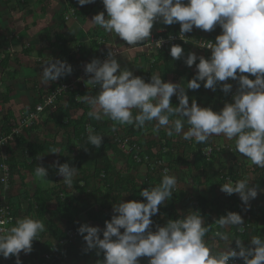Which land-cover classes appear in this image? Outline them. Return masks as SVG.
<instances>
[{
    "label": "clouds",
    "instance_id": "obj_1",
    "mask_svg": "<svg viewBox=\"0 0 264 264\" xmlns=\"http://www.w3.org/2000/svg\"><path fill=\"white\" fill-rule=\"evenodd\" d=\"M78 3L84 6L95 0H78ZM102 3L107 17L100 12L91 21L128 45L150 41L158 20L164 25L179 23L182 40L194 27L208 32L219 24L222 34L216 37L215 43L209 42L206 46L211 49L210 59L198 58L194 52L187 54L186 65H195L197 71L186 85L165 82L160 75H152L151 81L145 82L132 71L122 70L111 51L103 62L93 59L85 66V72L92 74L87 82L98 85L99 94L78 97L91 107L88 116L95 120L107 117L137 128L155 120L154 132L171 124L167 127L168 136L183 133L184 140L194 138L197 143H206L210 137L223 134L228 140L235 139L236 151L252 164L264 168V0H102ZM156 43L159 47L162 44L161 41ZM170 55L179 60L184 57V49L173 45ZM238 71L251 74L255 79L238 75ZM72 72L73 67L67 61L51 59L43 65L42 79L48 84ZM229 78L238 80L239 87L233 102L226 103L219 112L200 107L194 99L189 104L186 89L198 90L203 82L205 89L216 91L217 85ZM231 89V84L223 83L225 93ZM174 94L179 100L176 107L171 103ZM133 109L138 110L135 115ZM173 115L179 118L170 121ZM185 123L190 126L188 131H183ZM87 141L99 148L103 136L94 135L89 129ZM51 152L59 153V149ZM53 167H58L63 182L71 187L78 169L67 163L61 165L59 161L54 162ZM4 170L7 171L6 166ZM167 172L165 169L159 185L140 193L146 202L133 200L114 205L116 215L105 222L103 230L87 223L81 225L78 232L86 242L85 251L103 252L104 260L100 264H140L138 258L141 257H148V264H230L236 257L243 258L244 264H264V239L259 236L251 238V245L255 247H245L243 241L236 239L238 251L230 245L227 251H212L204 239L209 227L195 211L183 219L170 220L166 226H157L153 232L151 217L172 197L177 185L176 177ZM47 174L45 167H36L37 176L45 178ZM6 182V176L0 180L5 185ZM221 191L228 195L239 193L244 205L249 207L250 200L258 196L257 188L250 187L246 180L235 185L225 183ZM218 223L221 228L236 225L243 231L244 220L236 212H228ZM44 231L43 221L28 217L18 219L6 232L0 228V256L8 259L14 255L16 264H22L21 251L30 253L33 241ZM218 235L222 240H229L224 232Z\"/></svg>",
    "mask_w": 264,
    "mask_h": 264
},
{
    "label": "rangeland",
    "instance_id": "obj_2",
    "mask_svg": "<svg viewBox=\"0 0 264 264\" xmlns=\"http://www.w3.org/2000/svg\"><path fill=\"white\" fill-rule=\"evenodd\" d=\"M71 1L73 2L72 5L75 6V10L77 12L80 11L83 13L82 15L79 16L78 14L77 16L74 13V9L71 8ZM16 9H22V11H25L24 20L26 21H29L30 15L33 17L30 25H32L33 22H36V20L41 22V18L39 19L37 16L39 13H42L44 9H46L47 14H42L46 15L47 19L52 21L51 29L48 28L43 32L42 30L39 32V30L29 28L28 25L25 26L24 24H21L20 29L15 30V34L13 31H5V28L11 25L10 18H12L11 16L14 14ZM100 12H104L105 16L107 17V12L102 0H95V3L84 6H81L78 3V0H54L53 2L51 0L49 4L47 0H0V42L3 40L10 41L9 45L6 47L10 48L11 51L12 48H15L13 49L14 52H7L5 48H0V93L4 98L0 100V134L2 132L1 128L3 125L2 121L4 116L7 114L9 115V112H11L12 118L10 125H16V127L13 129H18V136L24 135L27 141H30L31 138H33L41 143H44L46 146V151L39 158L36 164V167L43 166L47 169L48 174L45 178L37 176L36 169L33 173L26 171V169L23 167L16 168L14 173L11 174L15 180V185L10 194V198L12 203L15 205L14 213H16V221L18 219L25 218H20L21 216L19 217V210L23 214L25 211L29 210V204L34 203V195L35 192L38 191L44 194V197L47 201L46 206L48 207L49 211L47 218L43 217V215H41V213L37 210L30 211L27 216L28 218L43 221L45 224V231L40 233L37 239H35L33 250L30 253L25 254L22 252L24 260L26 258V264H100V262L104 260L103 252L97 254L99 251L98 249L85 251L87 247L86 242L84 241L83 237L81 238L79 235H77V240L74 239L77 246L73 248L72 254L57 256L56 253L53 254L50 261L42 263V259L45 257V254L49 253L46 251V248L42 243L47 240L52 242V240L49 239L52 237L51 233L55 228H59L61 231L65 230L66 228L65 223H63L59 217V214L57 213L55 195L60 194L66 199H69L70 196H74L78 200L77 205L80 209L79 218L82 222L81 225L87 223L89 226L99 227L97 219L106 220L109 215H116L113 210L114 207L110 208L108 211L102 207L107 187L103 181L97 179L94 176L96 174V168L103 169V167L106 165H110L111 167L109 168V171L111 179H116L121 176L124 185H127L129 189L140 187L142 183L147 180L148 166L153 168L156 174L161 178L164 175L165 169L168 170V175H173L176 177L177 185L173 190L172 197L160 205L159 212L153 216V224L150 226L153 232L157 230V226L163 227L167 225V223L170 221V214L173 209H176L179 215H183V217L189 215L190 212L193 211L194 208L191 204V201L189 202L186 200L185 196L188 195L189 199L191 198L195 202L194 206L199 207L196 199L200 194H205L207 192L206 186L198 185L199 182L196 181V175H198L197 172L195 170L189 171L188 167L184 164V159L188 157V154H183L184 151H182L178 145H175L173 150H169L167 148L163 149V147L159 145V147H156L155 153H159L160 148H162L163 154L172 153V156L164 155L161 160L158 158L150 160L146 157L144 162H142V165L138 166L137 168L134 166L128 167L127 159L124 156H117L111 150L109 145H105L96 156L85 158L84 166L85 169L89 171L91 176L86 179V183H80L81 186L85 187L86 191L83 193L78 192L73 185V182L71 187L65 185L63 182L64 178L58 174V167H53V163L58 161V155L62 151L61 148L64 143L61 144L58 142L57 130L54 123L51 121V118H46V125H41L37 129L31 127L30 129H23L22 127L18 126V118L23 116L26 111H29L30 106L35 100L36 93L34 89L40 87L50 88L52 83H57L58 80H65L69 83L72 82V73L70 75L61 77L55 82H49L48 84H45L42 79L43 65L46 62L50 61L51 59L53 61L56 59L63 60L58 50L47 51V49L50 47L49 44L51 42L53 43L57 37L54 31H56L55 28L57 23L60 22V14L64 16L65 22L69 21V23H76L75 26L78 29V33L75 32L77 33L75 35L77 40L71 43V45L68 47V52L76 60L81 62L83 65V71L85 70V66L90 63L95 56L100 55L101 52L107 49L109 52H113L115 56L114 58L120 64L122 70H130L133 72L134 76H138L136 58L140 56V64L145 70V73L148 75V71H151L152 58L149 56L150 52H148L150 47L146 48L144 45H133L132 47H128L127 42L120 39L114 33L105 32L102 28L95 25L91 21L92 18ZM67 17L69 18L67 19ZM167 26L169 25H164L158 20L154 24L152 33H155L156 36H158L157 34L161 33L162 30L164 31ZM28 28L29 30H32L25 32L23 39V37H21V31H24V29L27 30ZM68 29L70 28L68 27ZM187 34L189 37V43L191 45L189 47V52L196 53L197 57L199 58L202 53L200 48L197 46L198 43L212 40L213 36L222 34V29L219 24L215 26L214 30L208 32L194 27L193 30ZM68 36L69 35L67 34L66 37ZM70 38L71 36H69V39ZM94 41L98 42L100 46L96 47L93 43ZM20 42L22 43L20 46H15L16 43L20 44ZM40 47L47 51L44 53L43 50L44 55L43 53L42 55L38 54L37 50H39ZM115 50L116 54L114 53ZM9 55H12V57ZM4 59H7V64L4 63ZM185 69L188 71L196 70V66L193 65L192 67H188L186 65ZM159 75L162 78L165 77L162 70ZM172 83L186 85L187 78L184 76L177 81H173ZM86 85H89V82L86 81ZM219 89L220 88H216V91ZM216 91L211 90L210 92L214 93ZM15 93L16 95H20L21 100H19L17 97H14ZM220 93L226 94L222 90V86ZM23 95H25L26 98L25 103L22 100ZM88 96L95 95L93 92H91ZM173 96H175V94ZM206 98L207 96L205 95L204 101ZM227 98L218 97L219 101L217 104L215 103L208 108H211L215 112H219L228 102L226 101ZM13 100L14 102L12 103ZM86 106L92 110L87 103ZM132 111L137 113L138 110L133 109ZM39 117H41V115ZM39 117L33 122L32 126H34ZM105 119L108 120L109 118L105 117ZM43 120H45V117L41 118L42 122ZM112 124L113 127L116 128L117 133L116 135L109 137H111L112 140H114L119 145V148L124 153L130 150L131 142L135 143L133 146L139 152H142L147 148L149 141H159V143L161 142L159 132L157 133L153 131V128L157 124L155 120L152 122H146L143 130L137 135L132 134L130 130L131 127H135L134 125H121L117 122H113ZM167 127L169 126L161 127L160 129L167 133ZM189 127L190 126L185 123L183 131H188ZM137 129L138 128L135 127L136 131ZM171 137L167 136V139H170ZM178 139L180 142L185 141L183 139V133L179 134ZM209 140L212 143V147L216 148V151L218 152L214 154V158L212 160V169L214 171H221L224 174L230 172V170H232L233 173H237L239 181L246 180L249 182L250 187L257 188V198H260L259 201L264 203V185L260 182L259 178L262 173V168L252 164L247 157L236 151L235 139L228 140L223 134H221L220 136H212L209 138ZM26 147L27 144L25 143H22L21 146H18L17 141L13 139L9 144L7 143V145H4V148L1 150V158L3 161L8 159L11 156V153L9 152V149H11L14 151V154L12 155L15 157L16 163L30 164L31 160L24 152ZM52 149H59V153H52ZM140 160L141 158H137L136 162L139 164ZM1 168L2 167L0 166V169ZM9 177L10 173L6 185L5 183H0V200H3L4 196H7L6 191L8 190L9 186ZM81 178V175L76 174L73 178V181H78ZM174 195L179 196V199L175 200L173 198ZM223 201L226 202L227 200L225 198H221L220 202ZM253 202V200H250L249 203L253 204ZM1 204L2 201L0 202V205ZM91 216L93 218H91ZM212 217L214 218L215 214L208 210V217L204 219V221H209ZM216 225L212 227V231H214V227ZM123 231L124 229H121V232ZM100 235L101 238H103V233ZM213 241L214 248H211V250L215 252L227 251L228 246L231 243L230 241L225 240L220 242V240H217L216 238H214ZM59 243L60 247L66 248L69 244V241H61ZM138 259L140 264H148V257H141Z\"/></svg>",
    "mask_w": 264,
    "mask_h": 264
},
{
    "label": "trees",
    "instance_id": "obj_3",
    "mask_svg": "<svg viewBox=\"0 0 264 264\" xmlns=\"http://www.w3.org/2000/svg\"><path fill=\"white\" fill-rule=\"evenodd\" d=\"M51 0H47L48 4ZM71 8L74 9V13L78 16L82 15L80 11L75 10V6L71 4ZM43 11H46L44 9ZM22 13V9H16L14 14L12 15L13 18H19ZM61 20L65 22L64 16L61 14L60 16ZM181 25L179 23H175L172 25H169L165 28V31L163 33V36H169L171 34H178L180 31ZM68 32L67 29L57 31V44L54 46L55 48H58L60 51V54L63 58V60L67 61V63L71 64L73 67V72L71 74V77H80L83 74V65L81 62L76 60L72 55L68 52V47L71 45L73 41H76L75 39H72L68 41V39L65 37V33ZM219 34L212 37V40L216 41V37ZM209 41V40H207ZM96 47H99L98 42H93ZM145 42H141L137 44L138 46H143ZM177 45L182 46L184 49V57H182L179 60L174 59L171 57L170 52L165 51L164 49H161L157 54H151V58L154 59V62L151 64V73L153 75H159L161 70L163 71L164 78H162L165 82H173L181 79L182 77L186 76L187 82L190 81L195 75L197 70H186L185 66V58L187 54L189 53L190 48L186 46V44L183 43V41L177 42ZM133 45H128V47H132ZM109 53V50H104L100 53V55L95 56L93 59H97L99 57H102ZM10 56V55H9ZM92 59V60H93ZM136 68L138 70V76L143 78L145 80L147 73H145V70L143 67H141L139 56L136 58ZM4 63L7 64V59H4ZM199 63V59L197 61V64ZM239 72V71H238ZM243 75H248L249 78L252 77V79H255L254 76L248 73H243ZM61 81V80H60ZM145 82H147L145 80ZM201 83V87L198 90H189L186 89L187 95L189 96V104L191 105L192 100L194 99L197 104L200 107L208 108L213 104H217L218 97H225L224 93L221 92V86L223 83H229L232 85L231 91H234L238 89L239 83L238 80H232L229 78L227 81L220 82V84L217 85V88H220L214 93H211V89H205L203 87V82ZM58 87V83H52V86L49 90L44 89H38V93L40 95V98L35 100L33 104L30 106L29 110L31 112L36 111V106L39 102H43L44 99H46L50 94L51 91L56 89ZM100 89H95L93 91L90 90H82L81 85H78L75 87L72 91H69L67 93H64L62 96L58 97L57 103H54L51 107H48L45 111L41 112V117L36 121L34 126H30L31 128H39V126H45L47 119L41 121V118L45 115V118L50 117L51 120L55 123V128L57 130V140L59 143H64V145L61 148V152L58 155V161L59 164H69L71 167L77 168V174L81 175L82 178L78 181H73V185L77 189L78 192H85L86 189L84 186H81L80 183L85 182L86 179H88L91 175L88 170L85 169L84 166V160L86 157H93L99 154L102 147L105 145H109L111 150L117 155V156H124L127 159L128 167L134 166L137 168L138 166L142 165V162H144L145 158L148 159H154L158 158L159 160L162 159V157L165 156H172V153L163 154L162 148H160L159 153H155L156 147H163V149L167 148L169 150H173L175 145H178L179 148L184 151L183 154H188V157L184 159V164L188 167L189 171L195 170L198 175H196V181L199 182L198 185L206 186L207 192L205 194H200L198 198L196 199L199 207H195V202L189 197L188 195L185 196V199L189 202L191 201V204L193 205V211L190 212L192 214L194 211L196 214H200L203 219H206L208 217V210L211 211V213L215 214V217L210 219L209 221H205V224L209 227V232L207 235L212 234V227L216 224H218V220L226 216L228 212L234 207V206H241L240 196L239 193H233L232 195H228L221 191V185L225 183L231 182L233 185H235L236 182L239 181V178L237 177V173H233L232 170L230 172L224 174L221 171H214L212 169V160L214 158V154L218 153L216 151V148L212 147V143L210 140H208L206 143H197L195 139L191 140H185L184 142L179 141V135L174 134L170 139H167V133L160 129L159 135H160V143L149 141L147 144V148L139 152L133 145L134 142H131V148L129 151L124 153L120 148L119 145L112 140L111 137L116 135L117 131H113V122L111 119H105L102 120H95L88 116V112L91 111L87 106L86 102H83L82 99H78V96L82 98L84 95H89V93L93 92L94 95L99 94ZM230 91V92H231ZM229 92V93H230ZM205 95L207 96L206 100L204 101ZM222 95V96H221ZM228 95V93H227ZM4 99L2 94L0 93V100ZM7 102V101H6ZM171 103L173 107H176L179 105L178 97L172 96ZM48 112V113H46ZM5 115L4 119L2 121V128H1V134L0 135H9L11 134L13 127L10 125V121L12 118V113ZM47 114V115H46ZM136 112H133V115H135ZM179 118L176 115L170 116V121H173L175 119ZM157 122V121H156ZM171 124L169 125V127ZM27 128V129H30ZM89 129H91L92 134L94 135H100L103 136V143L102 145L97 148L94 145H91L87 141V137L89 135ZM131 133L137 135L143 130V127L138 128L137 131L135 130V127H131ZM15 135L13 139L17 141V145L21 146L22 143L27 144V147L25 149V153L27 154V157L31 160L30 164L22 163L18 164L16 163L15 157H13L12 154H14V151L9 149V152L11 153V156L3 161V159L0 156V166L2 164H7L10 168V177H9V186L7 192V196H4L2 201V204L9 205L11 211H15V205L12 203V200L10 198V194L12 190L14 189L15 180L11 176L12 173H14L16 168L23 167L28 172H33L36 169V164L39 160V158L43 155V153L46 150V146L44 143L39 142L38 140H35L31 138L30 141H27L24 135ZM54 148V147H53ZM145 148V147H143ZM87 149V150H86ZM210 150V153H207V150ZM220 153V152H219ZM221 154V153H220ZM137 158H141L140 163L138 164L136 162ZM111 166L106 165L101 168H96L94 175L97 179L103 181L106 185V191H105V197L102 203V207L106 209L107 211L110 210V208H113L114 205L119 204L121 202H129V201H139V202H146V198L142 197L140 193L144 189H151L159 185L162 181V178L159 177L153 168L148 166V174H147V180L142 183L140 187L137 188H128L127 185L125 186L123 183V179L121 176H119L116 179H111L110 177V171L109 168ZM4 171L1 168L0 169V179L3 177ZM260 182L264 185V168H262V173L260 175ZM173 198L175 200L179 199V196L174 195ZM221 198H225L227 201H221ZM77 199L74 196H70L69 199L63 198L60 194L55 195V202H56V208L57 213L59 214V217L65 223L66 228L65 230L61 231L59 228H55L52 231V237L49 240L45 241L43 246L46 248V251L50 252L51 250L57 251V256L62 255H70L72 254L73 248L76 247V242L74 239L70 238L68 235V231L73 230L77 233L81 238L82 236L79 234L78 229L81 226L82 222L79 218L80 209L77 205ZM46 199L44 197V194L42 192H35L34 195V203H30L29 210L25 211L23 214L19 210V217H27L30 211H38L43 215V217L47 218L49 211L48 207L46 206ZM0 205V206H1ZM197 208H200V211H197ZM16 215V213H15ZM113 215H109L106 220H100L97 219L99 228L104 229L106 227L105 222L110 221L112 219ZM179 217H183L179 215L176 209H173L170 214V220L178 219ZM91 218H93L91 216ZM184 218V217H183ZM95 219V218H94ZM153 219V217H151ZM96 220V219H95ZM153 221V220H152ZM16 221L14 222L15 226ZM103 232L101 231V234ZM237 238L243 241V244L245 247H247V244L250 243L249 234H243V235H237ZM261 238V237H260ZM262 239V238H261ZM68 240L69 244L66 248L60 247L61 241ZM56 242V243H55ZM214 241H208L206 242L210 248H214L213 245ZM35 244V240L33 241V245ZM236 247V245H235ZM238 251V249H236ZM26 261V258H25ZM47 259L44 257L42 259V263H46ZM2 260L0 258V264H2Z\"/></svg>",
    "mask_w": 264,
    "mask_h": 264
},
{
    "label": "built area",
    "instance_id": "obj_4",
    "mask_svg": "<svg viewBox=\"0 0 264 264\" xmlns=\"http://www.w3.org/2000/svg\"><path fill=\"white\" fill-rule=\"evenodd\" d=\"M164 31L162 30L161 33L157 34L158 36H156L155 33L154 34L152 33L150 37V44H149V41L145 42L144 47L146 48L150 47L149 49L150 51L148 50V52H150L149 56H151V54H157L161 49H164L165 51L170 52L171 47L173 45H177V42L179 41H183V43L186 44V46L188 47L191 46L189 43V37L187 33L185 34L184 40H182L180 39V35H179L180 31L178 32V34H171L169 36H163ZM157 41H161L162 44L160 47L157 45L156 43ZM209 42L214 43L213 40H209V41H202L198 43L197 45L201 50V53H202L201 56L205 57L206 59L211 58V49L206 47ZM114 53L116 54V50L114 51ZM108 55L109 53L97 59L103 62L104 60L108 59ZM153 62H154V59H152L151 64ZM237 74L243 75V74H240L239 72ZM152 75L153 74L150 71H148V75L146 76L147 82L151 81ZM91 76L92 74H87L84 70L83 74L80 77H73L72 82L70 83L65 80L57 81L58 87L52 90L51 94L46 99H44L43 102L39 103L36 106V111L26 112L23 118L20 120L19 126L22 127L23 129L32 126L33 122L40 116L41 112L45 111L48 107H51L54 103H57L59 96H62L64 93H67L69 91H72L78 85H81L82 90L93 91L95 89H99L98 85L91 84L90 82H89V85H86V81L90 80ZM250 79H252V77H250ZM236 92H237V89L234 91H231L230 93H228V95L227 93L225 94L226 97L224 98L228 97L226 99V101H228L227 103L233 102V96L236 94ZM18 134H19L18 129H13L11 134L9 135H0V156H1V150L4 148V145H7V143L9 144L13 140V137ZM210 150L211 149L207 150L208 154L210 153ZM5 166L7 168L6 172L4 170ZM1 167L4 171V175L0 180H3L5 176L7 177V180H8V176L10 173L9 166L7 164H2ZM197 211L199 212L200 208H197ZM230 212H236L242 216L244 220L243 231H241L240 226L231 225V226L221 228L220 225L217 224L214 227L213 233L211 235L209 234L210 236L207 235L206 233V236L204 238L206 242L213 241L214 238L222 242L223 240L218 235V233L220 232H224L228 234L229 236L228 241L231 242L230 247L233 249H236L235 241L236 239H238L237 235H243L246 233L249 234L250 243L247 244V247H255L254 245H251V238L253 236H259L262 239H264V206L262 208L250 209L248 206L243 204L241 206L239 205L234 206L230 210ZM178 219H183V217H179ZM15 221H16V215L14 211H11L9 205L7 204L1 205L0 206V228L4 229L6 232L7 230L10 229V227L14 225ZM68 235L70 236V238L77 240V237H76L77 233L74 232L73 230L68 231ZM64 241L68 242V240H64ZM228 249H229V246H228ZM22 252L23 251H21L20 253V260L22 261V264H26L23 258ZM53 254H56L55 250H51L49 253L45 254L47 261L51 260ZM0 258L3 261V264H16V256L14 255L8 259L3 258L2 256H0ZM230 264H244V261H243V258L236 257V258L231 259Z\"/></svg>",
    "mask_w": 264,
    "mask_h": 264
},
{
    "label": "crops",
    "instance_id": "obj_5",
    "mask_svg": "<svg viewBox=\"0 0 264 264\" xmlns=\"http://www.w3.org/2000/svg\"><path fill=\"white\" fill-rule=\"evenodd\" d=\"M54 0H52V2H53ZM71 4H73V2L71 1ZM24 12L25 11H22V13H21V15H20V17L19 18H13V16H11L12 18H10V26L9 27H7V28H5V31H7L8 32V30L9 31H13L14 32V34H15V30H18V29H20V25L21 24H24L25 26L26 25H28V27L29 28H32V29H34V30H39V32H41V30H42V32L43 31H45L46 29H51V23H52V21H50V20H48L47 19V17H46V15H43L42 13H44V14H47V12L46 11H42V13H39V15L37 16L39 19L41 18V22L39 21V20H36V22H33V24L32 25H30V22H32L31 20L33 19V17L30 15L29 17H30V19H29V21L27 22L26 20H24V17H25V15H24ZM50 15V14H49ZM49 15H48V18H49ZM60 16H61V14L59 15V18H60ZM46 17V18H45ZM69 18V17H68ZM47 19V20H46ZM59 23H57V25H56V31H54L55 32V34H57V31H63V30H65V29H67V31L68 32H66L69 36H71V38L69 39V36L68 37H66V35H65V37L68 39V41H70V40H72V39H75V40H77V37H76V35L75 34H77L78 33V29L76 28V26H75V24L76 23H69V21H66V22H63L62 20H61V18L59 19ZM66 23V24H65ZM61 24H62V27H61ZM63 25H66V26H63ZM68 27L70 28V29H68ZM29 28L26 30V29H24V31H21V37H23V36H25V32H27L28 30H29ZM64 28V29H63ZM32 29H30V30H32ZM29 30V31H30ZM75 32H77V33H75ZM23 39H24V37H23ZM9 42L10 41H5V40H3L2 42H0V48L2 49V48H5V50H7V52H14V50L13 49H15V48H12V51H11V49L10 48H8V47H6V46H8L9 45ZM73 42H75V41H73ZM22 43L20 42V44H18V43H16L15 44V46H20ZM57 44V37L55 38V40H54V42L52 43H50L49 44V49H47V51H57L58 50V48H55L54 46ZM2 46V47H1ZM0 49V50H1ZM9 50V51H8ZM43 50H44V53L45 52H47V51H45V49L44 48H41L40 47V49L39 50H37V52H38V54L39 55H42V53H43ZM59 51V50H58ZM44 53H43V55H44ZM59 54H60V51H59ZM61 55V54H60ZM14 56V55H13ZM10 57H12V55H10ZM72 78V77H71ZM59 81V80H58ZM52 86V85H51ZM51 86H50V88H51ZM50 88H47V87H40V88H36V89H34V91H35V100H37V99H39L40 98V95H39V93H38V89H44V90H49ZM14 97H17V98H19V100H21L20 98V95H16V93H15V95H14ZM22 100L24 101V103H25V100H26V98H25V95H23L22 96ZM34 100V101H35ZM14 102V100L12 101V103ZM39 103H41V102H39ZM38 103V104H39ZM26 112H31L30 110L29 111H26ZM25 112V113H26ZM24 113V114H25ZM46 113H48V112H46ZM47 115V114H46ZM24 116V115H23ZM23 116H21L20 118H18V120H17V124H18V126H19V123H20V120L23 118ZM43 117H45V115L43 116ZM46 119V118H45ZM52 122H53V120H51ZM54 123V122H53ZM54 125H55V123H54ZM12 127L13 128H15L16 127V125H13L12 124ZM24 131V130H23ZM46 151V150H45ZM260 200V198L258 199L257 197L255 198V199H253V204H250V209H256V208H262L263 207V202H260L259 201ZM240 201H241V199H240ZM241 204L243 205V203H242V201H241ZM261 205V206H260Z\"/></svg>",
    "mask_w": 264,
    "mask_h": 264
}]
</instances>
